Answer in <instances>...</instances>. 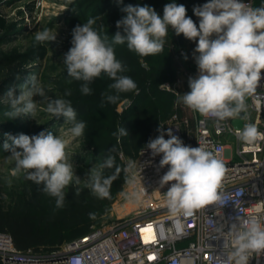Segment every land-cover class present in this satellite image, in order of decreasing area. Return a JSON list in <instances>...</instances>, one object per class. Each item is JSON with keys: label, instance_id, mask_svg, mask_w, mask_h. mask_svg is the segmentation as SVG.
Masks as SVG:
<instances>
[{"label": "clouds", "instance_id": "clouds-1", "mask_svg": "<svg viewBox=\"0 0 264 264\" xmlns=\"http://www.w3.org/2000/svg\"><path fill=\"white\" fill-rule=\"evenodd\" d=\"M116 3L123 4V0ZM121 11L126 15L116 22L118 31L111 42L107 35L101 36L94 29L93 18L72 31V46L64 55V64L70 78L83 82L84 95L91 94L89 84L102 72L113 81L110 87L117 93L106 97L109 103H116L119 93L138 90L132 78L121 75L126 69L116 58L113 45L126 44L129 51L140 56L158 54L163 51L171 28L177 36L182 34L185 39L196 42L194 60L198 75L189 78L190 91L182 94L177 102L217 122L247 118L241 115L246 112V97L256 93L264 70V4L249 7L241 0H208L193 8L199 18L198 26L187 16L185 5L176 2L164 6L163 16L146 4H129ZM56 36L57 33L44 29L37 32L34 39L37 44H43L55 41ZM20 89L19 95L15 86L4 94V102L11 108L9 116L15 118L24 114L35 119L38 104L33 97L40 96L41 102L46 103L44 111L55 118L63 117L64 122L71 125L64 133L68 139L51 132L33 136L5 134L3 145L15 161L13 175L25 172L26 178L42 184L43 191L55 197L56 207L61 208L65 201L64 189L73 181L80 183L66 149L71 139L84 134L86 125L77 119L70 101L50 99L35 75L28 77ZM118 133L119 136L129 135L124 127H120ZM166 135L168 139L164 138V132L150 139L146 148L151 150L152 157L162 154L159 168L169 166L159 181L161 188L172 182L164 193L169 212L173 216L192 217L197 210L215 204L219 214L222 194L218 190L226 171L223 162L203 146L184 145L171 128ZM237 137L245 144H252L264 138V133L259 132L255 124L247 123ZM113 165L114 159L109 156L88 173L87 187L97 198H110V188L117 176H104L103 170ZM132 167L130 162L128 168ZM89 215L95 219L94 213ZM232 220L227 232L224 224L215 225L216 235L212 239L223 237V247L231 248L229 259L234 264H249L250 257L264 253V223L256 216L245 218L239 214Z\"/></svg>", "mask_w": 264, "mask_h": 264}, {"label": "rangeland", "instance_id": "rangeland-1", "mask_svg": "<svg viewBox=\"0 0 264 264\" xmlns=\"http://www.w3.org/2000/svg\"><path fill=\"white\" fill-rule=\"evenodd\" d=\"M171 2L185 5L190 17L189 0H123V4L116 3V0H0V212L16 218L29 217L40 232L49 233L53 241L42 246L41 250H54L73 239L71 229L49 220L52 215L62 213L65 204L57 208L56 198L45 193L42 184L27 179L25 172L13 175L15 161L3 148L5 134L33 136L51 132L68 139L64 133L71 125L65 123L63 117L55 118L44 111L46 103L41 102L40 96L33 97L38 104L35 119L24 114L12 118L8 115L11 108L4 102V94L15 86L16 95H19L20 86L35 75L50 99L70 101L74 108L83 105V114L75 110L77 119L86 125L84 134L71 139L66 149L80 183L73 181L64 191L72 187L78 192L88 189L90 169L98 168L111 156L114 165L104 169L103 174L117 176L110 188V193H114L113 201L92 210L95 219L90 215L82 219L90 230L123 223L133 217L129 213L134 210L132 202L138 196L133 169L139 151L173 124L171 118L179 97L163 85H173L181 76L185 87L181 95L190 91L188 76L198 75L194 60L196 42L185 39L182 34L177 36L169 28L165 48L158 54L140 56L129 51L126 44L113 45L116 58L126 69L121 75L132 78L138 88L119 93L116 103L106 100L107 96L117 93L110 87L113 81L103 72L89 84L91 94L84 95L81 92L83 82L67 75L64 55L72 46L73 29L90 18L96 21L94 29L101 36L107 35L111 42L118 31L116 22L126 15L121 11L124 6L146 4L163 16L164 6ZM253 3L254 7H259L264 0H253ZM44 29L57 33L56 40L37 44L35 35ZM191 55L193 59H188L192 58ZM163 61L170 70L163 76L157 73L153 78V69L162 68ZM120 127H124L129 135L119 136ZM185 135L187 142L195 147L194 121L185 128ZM130 162L133 163L131 169L128 168Z\"/></svg>", "mask_w": 264, "mask_h": 264}, {"label": "built area", "instance_id": "built-area-1", "mask_svg": "<svg viewBox=\"0 0 264 264\" xmlns=\"http://www.w3.org/2000/svg\"><path fill=\"white\" fill-rule=\"evenodd\" d=\"M241 2L254 7L253 0ZM261 74L256 93L246 97L243 115L247 118L241 128L233 125L238 117L220 122L201 115L196 119L195 147L212 151L226 169L218 190L222 194L219 214L218 206L213 204L197 210L192 217L173 216L164 196L172 182L163 188L159 185L169 166L159 168L162 154L152 157L145 146L133 169L138 191L132 202L134 210L129 213L133 217L118 225L94 227L88 234L51 251L19 250L12 236L0 231V264H234L229 259L231 248L223 247V237H212L216 235L215 225L224 224L227 232L238 214L245 218L256 216L264 223V138L245 144L237 137L247 123L255 124L264 133V70ZM190 77L193 76L189 75L188 80ZM163 88L176 96L180 94L174 84L166 83ZM171 121L173 134L192 147L178 114ZM249 264H264V253L250 257Z\"/></svg>", "mask_w": 264, "mask_h": 264}, {"label": "trees", "instance_id": "trees-1", "mask_svg": "<svg viewBox=\"0 0 264 264\" xmlns=\"http://www.w3.org/2000/svg\"><path fill=\"white\" fill-rule=\"evenodd\" d=\"M208 0H189L191 13L190 17L193 21L199 24V18L193 13L194 6H202L207 3ZM166 59V57H162ZM165 61H163L162 68L153 69L152 77H156V74H167L169 67H166ZM154 66V65H153ZM157 74V75H158ZM83 105L75 107L80 114H83ZM121 188H118L120 191ZM65 192V209L62 213L52 215L49 220L52 224L60 225L66 229L72 230L73 239L79 238L88 234L90 226L82 219L83 216H87L94 209H99L102 205H109L112 203L114 193H110V198H97L94 196L90 189H86L82 192H78L75 188H70ZM0 231L9 233L19 250L35 249L40 250L42 246L53 241V238L49 233H42L36 228L34 222L29 217H13L9 213L0 212ZM72 239V240H73Z\"/></svg>", "mask_w": 264, "mask_h": 264}, {"label": "crops", "instance_id": "crops-1", "mask_svg": "<svg viewBox=\"0 0 264 264\" xmlns=\"http://www.w3.org/2000/svg\"><path fill=\"white\" fill-rule=\"evenodd\" d=\"M163 48H165V46H164ZM191 56H192V55H191ZM191 56H190V57H191ZM188 59H193V56H192V58H188ZM179 61H180V60H179ZM178 81H180L179 84H178ZM183 82H184V81H183V78L180 76L179 79L176 80V82L174 83V85H176V88H178V91H179V93H180V94L178 95L179 99H180V95H181V92H182L183 88H185ZM175 106H176V107H175V111H174L173 115H174V114H178V116H179V118H180V121H181L182 129H185V128L187 127V125L189 126V125H190V122H193V121H194L195 124H196V119H197V117L200 116L199 113L194 112V111H192L191 109L184 107V106L182 105V103H178V102H177V104H176ZM173 115H172V116H173ZM185 121L188 122L187 125L184 123Z\"/></svg>", "mask_w": 264, "mask_h": 264}, {"label": "water", "instance_id": "water-1", "mask_svg": "<svg viewBox=\"0 0 264 264\" xmlns=\"http://www.w3.org/2000/svg\"><path fill=\"white\" fill-rule=\"evenodd\" d=\"M241 115H243V113H241ZM242 124H243V120H241L239 117L233 120V125L235 128H241Z\"/></svg>", "mask_w": 264, "mask_h": 264}]
</instances>
